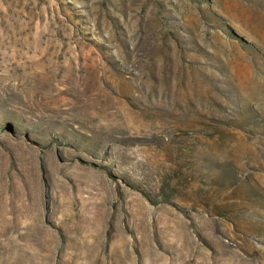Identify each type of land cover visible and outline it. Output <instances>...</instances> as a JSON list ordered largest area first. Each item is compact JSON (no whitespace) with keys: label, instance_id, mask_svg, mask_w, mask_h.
I'll list each match as a JSON object with an SVG mask.
<instances>
[{"label":"rangeland","instance_id":"rangeland-1","mask_svg":"<svg viewBox=\"0 0 264 264\" xmlns=\"http://www.w3.org/2000/svg\"><path fill=\"white\" fill-rule=\"evenodd\" d=\"M0 264H264V0H0Z\"/></svg>","mask_w":264,"mask_h":264}]
</instances>
